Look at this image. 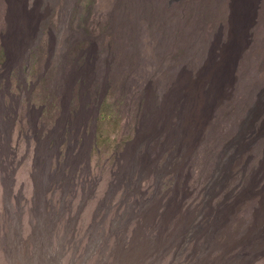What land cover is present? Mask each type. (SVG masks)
Instances as JSON below:
<instances>
[{
    "label": "bare ground",
    "instance_id": "obj_1",
    "mask_svg": "<svg viewBox=\"0 0 264 264\" xmlns=\"http://www.w3.org/2000/svg\"><path fill=\"white\" fill-rule=\"evenodd\" d=\"M63 1L4 0L0 11V206H14L20 214V240L26 225L29 242L43 232V252L94 264L110 253L113 241V249L129 250L151 237L154 231L142 219L150 207L145 205L154 204L156 224L172 208L160 203L169 205L175 195L181 129L174 92L185 69L173 68L164 77L141 74L143 27L127 16L129 11L145 16L147 32L162 0H116L112 20L103 23L92 15L94 0H84L69 20ZM181 1L165 0V7ZM246 12L247 3H239L237 23ZM201 40L198 35L194 41L200 53ZM120 42L130 60L119 58ZM229 51L224 65L233 61L235 50ZM199 68L192 72L202 74ZM220 70L224 67L209 73L214 86ZM237 83L238 78L215 104L211 127L219 124L218 111L233 101ZM263 163L264 153L251 155L245 174L255 178Z\"/></svg>",
    "mask_w": 264,
    "mask_h": 264
},
{
    "label": "rangeland",
    "instance_id": "obj_2",
    "mask_svg": "<svg viewBox=\"0 0 264 264\" xmlns=\"http://www.w3.org/2000/svg\"><path fill=\"white\" fill-rule=\"evenodd\" d=\"M21 1L28 5L30 0ZM67 1L69 20L72 12L74 16L80 6H85V1H79L77 9H74L77 0ZM115 1L94 0L91 10L94 7L95 21L97 18L102 23L111 21ZM242 2L247 3V12L240 24L236 22V14ZM3 5L4 0H0L1 12ZM165 5V0L158 3L155 21L147 32V19L141 13L129 11L127 20L135 19L137 26L143 27V76H172L173 68L177 72L185 69L174 92V113L180 119L181 129L175 146L177 155L180 154L175 160V195L169 205L160 203L171 206V212L156 224L150 212L154 204L145 205L150 207L143 212V223L148 225V231H154L149 241L140 246L136 243L129 250L113 249V241L110 253L92 262L264 264V163L255 178L245 174L249 157L264 153V0H182L171 8ZM169 24L173 26L166 31ZM157 27L155 32L153 28ZM198 35L205 44L202 53L200 43L194 44ZM117 48L119 58L130 60L124 42ZM230 49L235 50L233 61L224 65L223 55ZM235 64H239L237 75ZM197 65L198 71L199 67L203 69L202 74L192 72ZM217 67H224V72L220 70V82L214 86L208 76ZM190 72L192 76L187 75ZM237 78L233 101L218 111L219 124L214 121L215 127H211L215 104ZM203 137L195 152L197 141ZM253 142L256 144L252 146ZM188 151H194L189 165L185 163ZM12 207L0 206V264H85L70 255L61 257L43 252V232L36 231L35 240L29 242L26 225L24 239L20 240L17 225L20 214ZM185 210L187 213L181 215ZM218 223L222 224L217 226Z\"/></svg>",
    "mask_w": 264,
    "mask_h": 264
}]
</instances>
